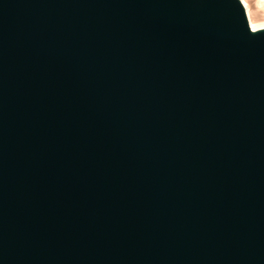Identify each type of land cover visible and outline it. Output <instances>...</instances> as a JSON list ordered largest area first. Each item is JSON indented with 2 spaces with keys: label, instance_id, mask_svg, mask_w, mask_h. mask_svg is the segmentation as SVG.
I'll list each match as a JSON object with an SVG mask.
<instances>
[{
  "label": "water",
  "instance_id": "water-1",
  "mask_svg": "<svg viewBox=\"0 0 264 264\" xmlns=\"http://www.w3.org/2000/svg\"><path fill=\"white\" fill-rule=\"evenodd\" d=\"M0 264H264L240 0H0Z\"/></svg>",
  "mask_w": 264,
  "mask_h": 264
},
{
  "label": "bare ground",
  "instance_id": "bare-ground-1",
  "mask_svg": "<svg viewBox=\"0 0 264 264\" xmlns=\"http://www.w3.org/2000/svg\"><path fill=\"white\" fill-rule=\"evenodd\" d=\"M240 1L242 2L243 6L245 8V11H246V14H247V17H248V21H249V24H250V27L252 28V30H257V29H260V28H264V24H253L250 21V20L253 21V19H252L253 11H251V5L249 3L252 2L253 0H240ZM256 6L260 10L264 11V0H256L255 7ZM254 16L256 17L257 15H255V13H254ZM255 20H257V18Z\"/></svg>",
  "mask_w": 264,
  "mask_h": 264
},
{
  "label": "rangeland",
  "instance_id": "rangeland-1",
  "mask_svg": "<svg viewBox=\"0 0 264 264\" xmlns=\"http://www.w3.org/2000/svg\"><path fill=\"white\" fill-rule=\"evenodd\" d=\"M251 5V11H253V15H252V20L251 23L253 24H264V11L260 10L257 6L255 7L256 4V0H253L252 2L249 3ZM257 15L256 17L254 16ZM257 18V20H255Z\"/></svg>",
  "mask_w": 264,
  "mask_h": 264
}]
</instances>
